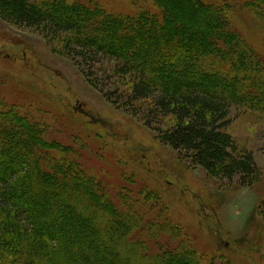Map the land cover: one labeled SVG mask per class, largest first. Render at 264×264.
I'll return each mask as SVG.
<instances>
[{
    "label": "trees",
    "instance_id": "obj_1",
    "mask_svg": "<svg viewBox=\"0 0 264 264\" xmlns=\"http://www.w3.org/2000/svg\"><path fill=\"white\" fill-rule=\"evenodd\" d=\"M151 1L156 11L118 15L98 0H0V13L48 27L85 62L116 60L115 75L132 88L127 108L144 111L162 143L212 177L252 185L254 156L223 129L232 105L264 102V39L238 30L231 0ZM241 1L264 20V0ZM46 130L16 112L0 114V264L204 262L194 250L151 259L140 244L151 240L145 212L114 203L104 182L76 161L82 153L48 142Z\"/></svg>",
    "mask_w": 264,
    "mask_h": 264
},
{
    "label": "rangeland",
    "instance_id": "obj_2",
    "mask_svg": "<svg viewBox=\"0 0 264 264\" xmlns=\"http://www.w3.org/2000/svg\"><path fill=\"white\" fill-rule=\"evenodd\" d=\"M98 1L118 15L156 11L151 0ZM230 2L238 30L263 40L264 20L256 22L241 0ZM59 42L48 27L19 25L0 13V114L46 126L47 141L78 149L76 161L104 182L114 203L145 212L151 240L140 244L151 259L194 250L201 264H264V102L232 105L223 129L254 156L252 185L243 186L240 176L218 179L162 143L144 111L131 113L132 88L115 75L116 60L85 62Z\"/></svg>",
    "mask_w": 264,
    "mask_h": 264
}]
</instances>
